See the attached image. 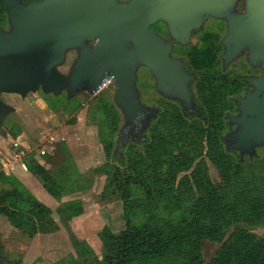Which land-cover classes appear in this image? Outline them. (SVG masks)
I'll return each mask as SVG.
<instances>
[{"label": "rangeland", "instance_id": "obj_1", "mask_svg": "<svg viewBox=\"0 0 264 264\" xmlns=\"http://www.w3.org/2000/svg\"><path fill=\"white\" fill-rule=\"evenodd\" d=\"M243 7V0H239L237 11H242ZM0 27L8 29L5 6L1 0ZM152 30L169 37L161 23L154 24ZM225 33L224 21L208 19L201 29L192 34L189 43L173 49V55L181 56L194 75L191 84L194 109L191 113L178 100L168 99L156 91L151 73L142 66L138 68L136 88L140 101L156 110L140 136L122 134L126 132L124 117L114 102L112 84L100 87L96 92L79 91L70 98L66 91L58 96L39 91L28 94L26 98L17 94H0V99L13 109L2 123L5 133L0 134V191L18 189L24 197H33L51 210L56 223L55 230L29 238L14 229L4 215H0V264H112L105 257L106 250L99 237L103 228L108 226L113 232H118L130 222V229L138 231L137 228L150 224L148 220L154 212L144 200L145 189L139 184L126 188L131 201L127 207H123L118 199L109 201L104 198L106 167H115L122 178L131 161L140 163L142 159L146 184L166 178L167 174L154 176L146 164H152L154 172L169 168L168 157L158 154L150 158L148 147L152 145V135L155 138L162 134L166 136L174 127V117L169 114L174 108L180 112L184 109L189 115L197 117V105L204 107V114L195 120L187 119V125L199 120L205 134L211 132L216 139L217 133V141L226 144L225 135L234 129L228 120L231 115L237 114L236 98L250 87L247 79L263 74L258 67L250 66L244 55L223 67L220 56L224 52L222 40ZM77 55L75 50L68 51L58 71L67 76ZM158 123H161L160 131L156 128L153 133L152 129ZM172 133H176V129ZM206 152L207 147L203 149L204 156ZM234 157L237 169L232 175L233 186L240 192V201H243L239 206L254 204L264 196V146L256 148L252 157ZM36 165L45 169L52 179V184L44 182L48 183L46 187L55 189L56 196L44 187L41 178L33 174L31 167ZM207 166L210 179L222 182V175L209 161ZM94 169L99 174H95ZM190 173L191 168L179 173L175 180L168 176L166 183L175 185ZM248 183H252L249 187L251 192L244 193ZM184 207L176 211L183 219L187 214ZM237 230H247L258 237L264 235V225L230 224L221 242L202 241L203 264H208ZM134 235L140 236L138 233ZM165 257L150 264H163L167 261Z\"/></svg>", "mask_w": 264, "mask_h": 264}, {"label": "water", "instance_id": "obj_2", "mask_svg": "<svg viewBox=\"0 0 264 264\" xmlns=\"http://www.w3.org/2000/svg\"><path fill=\"white\" fill-rule=\"evenodd\" d=\"M8 29L0 27V94L26 98L39 91L72 97L96 92L109 76L114 102L124 117L125 136L141 135L156 110L144 106L136 88L137 70L145 67L156 89L194 109L190 82L180 59L171 57L174 43L186 44L191 32L211 17L223 20L226 33L220 56L223 67L246 53L248 63L263 74L248 79L251 88L236 98L234 129L224 137L228 150L241 157L264 146V0H1ZM164 22L172 42L150 30ZM78 52L68 75L58 71L68 51ZM12 107L0 99V134Z\"/></svg>", "mask_w": 264, "mask_h": 264}, {"label": "trees", "instance_id": "obj_3", "mask_svg": "<svg viewBox=\"0 0 264 264\" xmlns=\"http://www.w3.org/2000/svg\"><path fill=\"white\" fill-rule=\"evenodd\" d=\"M22 1L28 3L35 0ZM196 111L197 117L189 115L184 109L180 112L174 108L169 113L174 117V127L169 129L168 139L164 134L157 135L156 138L152 135V145L148 147L150 158L159 154L169 159V168L160 172H154L152 164H146L154 176L167 174V177H173L175 180L179 173L191 168L190 175L180 178L175 185L166 183V180H169L167 177L146 184L142 159L140 163L131 161L124 174H121L122 178L113 166L104 170L107 174L102 194L104 198L109 201L118 199L123 207H127L131 201L126 188L139 184L145 189L144 200L154 212V216L148 220L152 225L137 228L138 231L130 229V222L118 232H113L108 226L103 228L99 237L106 250L105 257L112 264H150L165 255L167 261L163 264H203V240L221 242L227 227L237 222L251 226L264 225V196L254 204L243 203L245 206H239L243 201H240L241 194L232 181V175L237 169L234 156H239V153L228 150L224 142H218L217 133L216 139L211 132L205 134L199 120L187 125V119L195 120L204 114V107L197 105ZM160 124H156L152 129L153 133L156 128L160 131ZM173 129H176V133H172ZM206 147L204 156L203 149ZM175 152L176 155H173ZM224 153L226 156L223 157ZM207 161L222 175V182L210 179ZM31 170L38 179L52 184V179L45 169L36 165L31 167ZM93 172L97 174L98 170L94 169ZM228 179L231 180L226 182ZM46 182L43 183L44 187L56 196L55 189L46 187ZM251 184L245 185L244 193L251 192ZM184 206L187 209L185 219L176 214V211ZM0 215H4L14 229L29 238L56 229L51 210L33 197H24L18 189L0 191ZM137 233L139 237L134 235ZM208 264H264V235L258 237L247 230H237L229 241L218 249Z\"/></svg>", "mask_w": 264, "mask_h": 264}, {"label": "flooded vegetation", "instance_id": "obj_4", "mask_svg": "<svg viewBox=\"0 0 264 264\" xmlns=\"http://www.w3.org/2000/svg\"><path fill=\"white\" fill-rule=\"evenodd\" d=\"M208 19H214V18H211V17H207V18H203L202 19V23H201V25L199 26V28H197V29H195V30H193L192 32H191V35H190V38H191V36H192V34L194 33V32H196L197 30H199V29H201L202 27H203V25H204V23L206 22V20H208ZM217 20H219V19H217ZM223 21V20H222ZM157 23H161V24H163V26L166 28V30H167V25L164 23V22H157ZM152 26H154V24L153 25H151L150 26V30L152 31V32H154V33H156L157 35H159V36H161L163 39H165L166 41H169V42H172V39L170 38V36L168 37V38H165V36L163 35V34H161L160 32H155V31H153L152 30ZM167 33H168V30H167ZM169 34V33H168ZM190 38H189V41H190ZM189 41L187 42V43H189ZM186 43V44H187ZM186 44H179V43H174L173 45H172V52H171V57L172 58H175V59H180L182 62H183V65H184V68H185V71H187L188 73H190L192 76H193V79H192V81L190 82V84H189V86H190V89H191V84H192V82H193V80H194V75H193V73L185 66V62H184V60H183V58L181 57V56H175V55H173V49L175 48V46H177V45H186ZM244 55V57L247 59V57H246V53H243V54H241V56H243ZM240 57V56H239ZM248 62V61H247ZM249 64V63H248ZM250 65V64H249ZM251 66V65H250ZM143 67V66H142ZM253 67V66H252ZM145 68V67H144ZM254 68H256V67H254ZM262 75V73H260V74H257V75H254L253 77H250L249 79H251V78H257V77H259V76H261ZM154 78V77H153ZM155 80V79H154ZM247 81H248V79H247ZM248 83V82H247ZM112 85H113V83H112ZM248 85H250L249 83H248ZM251 88V85H250V87H248V88H246L245 89V92L248 90V89H250ZM155 89H156V82H155ZM156 91H157V89H156ZM159 92V91H158ZM244 92V93H245ZM160 93V92H159ZM161 94V93H160ZM193 94V93H192ZM161 95H163V94H161ZM164 96V95H163ZM166 97V96H165ZM166 98H168V99H173V98H169V97H166ZM145 106V105H144ZM0 262H1V260H0Z\"/></svg>", "mask_w": 264, "mask_h": 264}, {"label": "built area", "instance_id": "obj_5", "mask_svg": "<svg viewBox=\"0 0 264 264\" xmlns=\"http://www.w3.org/2000/svg\"><path fill=\"white\" fill-rule=\"evenodd\" d=\"M112 83H113V82H112V79H111L109 76H107V77H105V78L103 79V81H102L100 87H105L106 85H109V84H112ZM100 87H99V88H100Z\"/></svg>", "mask_w": 264, "mask_h": 264}]
</instances>
